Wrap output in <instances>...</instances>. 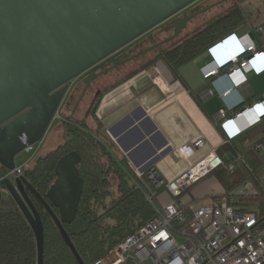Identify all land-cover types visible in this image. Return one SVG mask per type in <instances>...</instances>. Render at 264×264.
<instances>
[{
    "label": "water",
    "instance_id": "obj_1",
    "mask_svg": "<svg viewBox=\"0 0 264 264\" xmlns=\"http://www.w3.org/2000/svg\"><path fill=\"white\" fill-rule=\"evenodd\" d=\"M195 1L0 0V169H14L17 155L45 136L76 79ZM205 11L177 18L173 36L165 41L85 75L72 116L93 81L177 38ZM96 160L101 170L98 155ZM80 161L77 151L62 156L45 194L27 175L5 181L34 232L37 264H45V233L33 199L51 216L77 262L86 264L72 239L87 229L86 221L77 217L84 186Z\"/></svg>",
    "mask_w": 264,
    "mask_h": 264
},
{
    "label": "trees",
    "instance_id": "obj_2",
    "mask_svg": "<svg viewBox=\"0 0 264 264\" xmlns=\"http://www.w3.org/2000/svg\"><path fill=\"white\" fill-rule=\"evenodd\" d=\"M244 19L245 15L241 11L237 15H231L222 24H214L209 28L196 32L175 47L169 44L160 47L158 50H153L152 52L155 54L153 58L142 62L136 67L135 71L110 84L104 91L107 92L113 85L119 84L136 72L148 68L157 59H162L173 74L184 82L179 74V66L207 50L225 36L233 33L236 26ZM150 38L151 40H148L146 46L158 40V32L152 34ZM128 48H131V46ZM128 48L125 50H128ZM125 50L116 56L118 57ZM104 94L102 93L93 101L92 106L89 107L82 118L76 117L78 109L73 116L71 114V118L63 125L62 142H57L53 150L41 154L36 165L26 174L32 184L41 193L45 194L56 179L55 165L57 161L70 151H77L80 154L81 161L78 167L80 175L84 178V186L77 215L78 218L86 221L87 229L80 235L72 236V239L86 264H91L105 256L116 244L123 241L154 215L152 203L147 198L149 193L143 186L135 183L136 181L140 182L137 173L130 167L127 159L123 157L116 159L113 145H109L101 137L102 133L98 131L100 128L93 129L89 124L88 119L96 117L97 108ZM73 96L74 91L67 97V106ZM70 113H72V107ZM263 139L264 120L248 130L240 141L227 140L222 148L231 151L232 154L228 155L227 158L223 151L220 152L219 156L224 159V164L189 187L181 196L187 194L206 177L215 175L222 182L225 191L214 193L212 195L213 200L226 193L229 196V203L235 210L254 212L260 218H264V180L259 175V171L264 170V161L255 149L256 143ZM96 155L99 156L101 170ZM231 164L235 166L232 171L229 170ZM111 177H114L117 183L116 190L113 189L114 183ZM108 179L111 181L109 184L112 190H106V184L103 188V194L100 192L101 187H103L101 181H108ZM243 182H249L255 186L257 194L230 195L236 185ZM164 191L165 189H161L156 194H149L154 203L164 204L159 197ZM111 193L114 196H111ZM33 200L41 214L44 225V263L79 264L71 249L64 243L51 216L43 206L35 199ZM187 202L191 203L192 199ZM99 204L104 205L106 211L101 216H96L95 210ZM255 205L257 206L255 207ZM113 208H116V211L109 214V211ZM106 215L115 216L116 223H103ZM65 226L69 229L68 224ZM37 256L36 238L24 215L18 208L0 210V264H37Z\"/></svg>",
    "mask_w": 264,
    "mask_h": 264
},
{
    "label": "built area",
    "instance_id": "obj_3",
    "mask_svg": "<svg viewBox=\"0 0 264 264\" xmlns=\"http://www.w3.org/2000/svg\"><path fill=\"white\" fill-rule=\"evenodd\" d=\"M208 49L214 60L203 66L204 76L210 79L224 70L232 86L222 93V97L245 84L249 72L264 71V50L258 48L250 34L237 36L231 33ZM155 82L163 90H168L160 76ZM219 114L220 127L231 141L264 118V96L249 103L239 101ZM58 118L59 111L53 122ZM45 136L26 147L25 151L31 157L23 164H17L14 169H0V187L4 191L8 193L7 179L14 181L36 165ZM201 145L203 140L194 145H183L179 151L188 157L195 147ZM255 149L264 153V139L256 143ZM223 164L224 159L213 152L174 180L165 181L156 169H150L138 174L140 182L135 183L143 186L150 195L165 189L175 199ZM234 167V164L229 165V170ZM149 194L147 198L154 209L153 217L91 264H264V218L254 212L235 210L226 193L211 204L197 207L192 202H175L174 199L161 205L154 203ZM255 194L257 189L251 184L248 195Z\"/></svg>",
    "mask_w": 264,
    "mask_h": 264
},
{
    "label": "crops",
    "instance_id": "obj_4",
    "mask_svg": "<svg viewBox=\"0 0 264 264\" xmlns=\"http://www.w3.org/2000/svg\"><path fill=\"white\" fill-rule=\"evenodd\" d=\"M256 8L257 6H252L243 9L245 19L236 26L233 33L243 36L253 32L256 45L264 50V15L258 22L252 16ZM211 60H214V56L207 49L180 65L179 74L184 79L183 82L162 59H157L148 68L113 85L103 95L96 117L88 119L89 124L93 129L100 128L98 131L113 144L116 159H127L137 175L156 169L161 178L171 181L213 152L219 155L223 151L228 158L232 152L222 148L227 138L220 127L219 113L239 101L249 103L263 97L264 86L256 87L251 80L264 77V71L249 72L245 84L222 97V93L232 89V86L224 75V70L219 76L210 79L204 76L202 68ZM135 70L136 68L123 71L125 73L122 72L118 78L111 80L115 83ZM157 76L164 80L168 90H163L156 84ZM211 90L213 94L210 93ZM263 120L264 118L261 122ZM248 130L231 141H240ZM199 140H203V145L195 147L188 157L180 153L179 149L183 145H194ZM258 154L263 159V153ZM223 191L225 188L222 182L212 175L195 185L182 197V201L192 199L193 205L211 204L212 195ZM1 192L10 196L4 190ZM159 197L163 203L174 199L166 191ZM7 204L1 201L0 207Z\"/></svg>",
    "mask_w": 264,
    "mask_h": 264
},
{
    "label": "flooded vegetation",
    "instance_id": "obj_5",
    "mask_svg": "<svg viewBox=\"0 0 264 264\" xmlns=\"http://www.w3.org/2000/svg\"><path fill=\"white\" fill-rule=\"evenodd\" d=\"M257 1H258V3H257ZM259 3L261 4V8H262L263 15H264V0H196L195 2H193L189 6H187L186 8L181 10L180 12H178L177 14L173 15L172 17H170L169 19L164 21L162 24H160L159 26H157L156 28H154L153 30L148 32L147 34L141 36L139 39L135 40L133 43L129 44L128 46H126L125 48L120 50L119 52H117L114 55L110 56L109 58H107L103 62H101L98 65H96L95 67H93L87 73H85L84 75H82L78 79H76L72 83L70 91L68 93V95H69L72 91H74V96H73L74 100H73L72 111L76 107V103L79 100V98H80V96H81V94L83 92V89L85 87V84L83 82V78H84L85 75H87V74H89L91 72H94V71H101L103 69H106V68L114 65V63L117 60H122V58H119V56L117 57L116 55L118 53H120L121 51L127 49L130 46H131V48H128V50L140 47L138 50L133 52L132 55H135V54L140 53L141 51H143L144 49H146L148 47L154 46L157 43L163 42L166 39L170 38L174 34V26L173 25H174L175 21L177 20V18L182 17V16H184L186 14L187 15H191V14H193L195 12H198V11L206 9L205 12L200 13L194 19H192L188 23L187 28H185L182 33H184L187 29H190V32H191V25H192V22H194L195 20L202 22V28L199 30V31H202L203 29L209 28V27L213 26L214 24H222V23L226 22V20L231 15L239 14L241 11H243L244 8H249V7H252V6H259L258 5ZM199 31H196V32H199ZM155 32H158V36H159L158 40H156L152 44L146 46L148 40L149 39L151 40L150 36L152 34H154ZM182 33L177 38H175L173 40H170L169 42L164 43L161 46L154 48L153 50H158V49H160V47H162L164 45L168 46L169 44H171V46H173V47L177 46L178 44H180L181 42L186 40V39H184L182 41L179 40V38L182 35ZM163 34H166L165 37L160 39V36L163 35ZM189 37H191V34H189V36L187 38H189ZM153 50H151L150 52H152ZM125 51H127V50H125ZM114 57H116V58H114ZM140 57H144V54L137 56L136 58H134L133 60H131L128 63H131L132 61H135L137 58H140ZM123 66H125V65H123ZM117 69L119 70V67L116 68V70ZM108 75H103V76H100L99 78L105 77V76H108ZM99 78H97L95 81L92 82L91 86L88 88V90L85 93L84 97L82 98V100L80 101L79 105L77 106V109L81 105L82 101L86 98V95L89 92V90L92 89L94 91V95L92 97V100H91L90 106H89V107H91L93 101L96 100L99 96H101L103 91L109 86V85H107V83H104V81L100 82V84H97L99 82L98 81ZM94 85H97L96 88H94L95 87ZM74 86H76V87L74 88ZM68 95L66 96V98L68 97ZM66 98L63 101V103L66 101ZM101 182L103 184V187H101V191H100L101 193L104 194V189L103 188H104V185H106V184H107L106 190H110V191L112 190L111 187H110V184H109V183H111V181L109 179H108V181L102 180ZM106 195H109V194H106ZM111 196H114V194H112ZM104 207H105L104 205H100V204L98 205V207L95 210L96 216H101L102 214L105 213L106 210L104 209ZM115 211H116V208H113V209H111L109 211V214L110 213H114ZM77 217H78V215H77Z\"/></svg>",
    "mask_w": 264,
    "mask_h": 264
},
{
    "label": "rangeland",
    "instance_id": "obj_6",
    "mask_svg": "<svg viewBox=\"0 0 264 264\" xmlns=\"http://www.w3.org/2000/svg\"><path fill=\"white\" fill-rule=\"evenodd\" d=\"M257 3H258V1H257ZM258 5L259 6H257L256 9H254L255 12L253 13L252 16L255 17L257 19V21L259 22V21H261L263 19L262 18L263 11H262V8H261V4L259 3ZM201 28H202V22L195 20L194 22H192L191 32H190V29H187L184 33H182V35L180 36L179 40L182 41V40L186 39L189 36V34L193 35L194 33H196V31H199ZM165 35L166 34L161 35L160 39L165 37ZM139 48L140 47H137V48H134V49H129V50L123 52L122 54H120L119 58L125 59V58L131 56L133 54V52H135ZM154 56H155V54L153 52H148V53L144 54V57L137 58L135 61H132L131 63H127L123 67L120 66L119 70L118 69L117 70L113 69L109 73L108 76L99 78V80H98L99 82L97 84H100V82L104 81V83H107V85H110L114 81V80H111V79H113L114 77L118 78L120 73H122L123 71L133 70L134 68L139 66L142 62H145V61L153 58ZM123 73H125V72H123ZM251 82L254 83V85L256 87L264 86V77L262 76V77H260L257 80H251ZM94 86H95L94 88H96L97 85H94ZM75 87L76 86H74V88ZM105 92L106 91H103V94ZM69 95H68V97H69ZM93 95H94V91L92 89L89 90V92L86 95V98L82 101L81 105L78 107L77 114H76L77 118H80V116H83L84 114H86V112L89 109L90 102L92 100ZM67 99L68 98H66V101L62 104V106H61V108L59 110L60 118L56 119L52 123V125L50 126V128H49V130H48V132H47V134H46V136H45V138H44V140H43V142H42V144L40 146V149L38 151V155H41V154H44V153H47V152L53 150L56 147L57 142H59V141L62 142L63 125H64V123L66 121H68L69 118H71V114L72 113H70V108L73 106L74 98H71V101L68 103L69 104L68 106H67ZM241 135H242V133H241ZM101 137H103L109 143V145H113L107 137L103 136V134H101ZM112 147H114V146H112ZM263 155H264V153H263ZM30 157H31V155L29 153H27L26 151H23V152H21L20 154L17 155V159L16 160H17L18 164H23ZM263 159H264V156H263ZM259 175L264 180V170L259 171ZM111 179H112V182L114 183L113 184V189L116 190L117 183L115 181V178L111 177ZM250 187H251V184L249 182L240 183V184L236 185V188L230 192V195H235L236 196V195H239V194H248V191H249ZM1 191H3V188L0 187V202L2 201V202H5V203H8V204L5 205L4 207H0V210H9V208H11V207H13V209H17L18 207L15 204L14 200L10 196H7L6 194H3ZM185 195H183V196H185ZM183 196H181L179 198H176L177 201L174 199V201L175 202H181ZM196 205H200V203H195L194 206L196 207ZM251 206L253 207L252 204H251ZM256 206L257 205H255V207ZM114 217L115 216L106 215V217L103 220V223H106V224H108V223H110V224L116 223V219ZM180 241H182V239H180Z\"/></svg>",
    "mask_w": 264,
    "mask_h": 264
}]
</instances>
